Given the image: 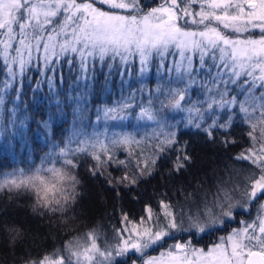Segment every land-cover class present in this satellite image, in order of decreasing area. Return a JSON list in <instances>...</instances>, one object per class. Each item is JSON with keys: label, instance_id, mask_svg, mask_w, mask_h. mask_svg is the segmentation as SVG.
I'll use <instances>...</instances> for the list:
<instances>
[{"label": "snow or ice", "instance_id": "obj_1", "mask_svg": "<svg viewBox=\"0 0 264 264\" xmlns=\"http://www.w3.org/2000/svg\"><path fill=\"white\" fill-rule=\"evenodd\" d=\"M97 3L108 10L95 7ZM194 6L199 7V11H194ZM187 17H192L191 21ZM191 25H195L196 30H189ZM249 25L251 29L261 31L258 40L231 38L234 34L248 32ZM41 50L42 56L39 55ZM34 53L37 55L34 56ZM169 55L180 57V61L174 60L173 64L181 73L184 87L162 89L158 85L157 93L165 98L159 101V108L154 107L151 99L146 105L128 102L135 100L136 92L144 91L141 87L133 90L129 97H122L113 106L102 109L105 121H123L139 107L136 118L153 121L160 128L152 137L157 141L156 159L151 160L152 169L145 162L136 179H130L126 172L116 183L128 181L134 185L145 173L151 175L157 159L179 144L176 131L164 130L174 127L162 121L161 112L165 108L186 111L189 116L187 126L203 131L209 139H214L213 133L217 129L229 132L235 116L240 115L241 122L249 128L246 135L253 142L260 141V144L258 148L248 149L247 155L240 153L234 159L249 162L259 175L252 172L245 176L243 186L232 183L229 187L221 181L211 201L205 193L200 201L190 202L187 212L167 211L172 205L160 201L165 209L162 218L157 216L151 226H147L145 219L141 218L132 229L117 231L115 243L105 241L103 251L97 245L100 234L93 229L87 234L91 237L93 255L86 257L92 264H124L119 258L137 253L142 258L147 250L160 245L174 231L205 233L223 226L234 219L237 212L249 210L253 203L264 197V91H260L264 89V0H163L159 7L147 12L140 0H0V71L3 73L0 78V124L3 123L6 97L15 91L13 107L9 110V124L14 130L27 127L26 122L35 119L27 114L19 121L16 119L19 105L15 101H19L23 94L26 78L33 93L45 84L51 92L58 78L63 81L67 67L70 74L78 73L77 83L83 80L87 88V82L96 79L99 63V71L104 73V86L107 87L117 61L123 68L120 72L122 77L136 64L139 65L138 73L143 77L150 71L154 59H158L159 70ZM105 67L107 72H104ZM30 72L37 74L34 86ZM201 72L206 76L198 80ZM198 83L205 90V100L185 107L183 101ZM230 85L239 86L238 91L231 93ZM84 95L76 98L74 113L83 110L86 103ZM241 95L244 97L242 100L239 99ZM56 109L57 112L63 111L59 100L56 101ZM100 118L98 114L97 119ZM57 119V113H51L47 119L36 121L37 127L44 129L46 134L55 135ZM74 135H83L84 139L73 141L69 138L65 147L56 154V161L47 157L35 169L27 172L17 169L9 174L11 179H0V192H33L34 214L61 217L66 222L70 218L69 212L75 210L81 197V181L74 172L79 166L75 156L91 154L97 163L89 171L95 176L104 164L125 165L124 160L115 158V149L140 143L131 133L113 132L109 136L107 129L91 134L81 131ZM235 142L234 139L221 140L225 145ZM72 143H76L77 147H71ZM89 149H92L91 153ZM175 151L178 155L172 161L170 171L179 174L191 163L192 157L187 151V142L175 147ZM57 163L60 167L56 166ZM137 168H140L139 162ZM108 183L112 185L113 181L108 180ZM148 212V219L151 220V209ZM243 223L245 227L233 229L227 237L220 238L221 243L207 251L175 244L170 246L166 255L173 264H264V202L259 205L257 219ZM0 233V243L14 257L12 264H80V253L73 251V241H68L63 250L55 249L50 254L34 257L24 247L29 239L33 243L36 240L29 230L15 224H3L0 225ZM17 248H24V254L16 257ZM177 249L182 255H174ZM61 251L66 255H61ZM164 255L161 253L162 257ZM94 256L99 259L94 260ZM73 257H76L75 262ZM141 264H157V261L149 257L142 259Z\"/></svg>", "mask_w": 264, "mask_h": 264}, {"label": "trees", "instance_id": "obj_2", "mask_svg": "<svg viewBox=\"0 0 264 264\" xmlns=\"http://www.w3.org/2000/svg\"><path fill=\"white\" fill-rule=\"evenodd\" d=\"M80 2V0H78ZM163 0H140L144 11L161 5ZM95 7L101 10H108L106 6L99 3ZM196 10V6H194ZM199 8V7H197ZM242 34H234L231 37L254 38L260 37L259 29H251ZM120 67L117 61L113 68L110 84L104 86V73L99 71L97 63V75L95 81H88L86 89L82 90L83 80L79 83L76 81L78 73H69L67 67L64 69V78L61 82L57 79L53 91H49L45 84L41 89L33 93L29 87L28 79L24 81L23 94L19 101L16 119L19 121L27 114L35 119L28 120L27 127L14 130L9 124V110L13 107L15 91H11L6 97L4 106L3 123L0 124V177L8 176L17 169H24L26 172L41 165L42 159L51 157L52 161L57 160L59 149L65 147L69 138L73 141L80 139L81 135H74L85 131L89 122L93 118L95 102H109L110 98L117 94L119 87L126 92V87L121 84V78L117 76V69ZM104 72H107L105 67ZM3 73L0 71V78ZM29 76L33 77L32 84L35 85L37 74L30 72ZM153 76L151 72L147 78L146 86L149 88ZM151 91H153L151 88ZM148 92V89H144ZM193 91V89H192ZM203 90H198L195 99L204 96ZM196 92V91H193ZM86 93V95H84ZM84 95L86 103L83 104V110L74 113L76 108V98ZM71 97L72 99H69ZM206 98V97H203ZM141 99L145 101L146 94L141 93ZM165 99L164 95L155 93L152 95L154 107H157L159 101ZM61 102L62 112H57L56 101ZM192 101V100H190ZM167 103V101L165 100ZM189 103V97L186 96L183 101L184 105ZM136 109V108H135ZM57 113L58 119L54 125L55 135L46 134L45 130L38 129L36 121L47 119L51 113ZM216 115V113H214ZM162 121L165 124L173 125L171 129L165 128V131H176V139L179 144L175 145L172 150L167 151L163 156L157 159L154 170L151 175L137 179L136 184L131 185L128 181L124 184H117L116 180L124 176L127 172L130 179H136L138 172L144 168L139 162L140 168H137V162H132L130 168L112 164H104L99 173L93 176L89 169L96 165L92 155L77 154L75 156L78 168L74 169L75 174L81 181V197L75 206V210L69 212V219L65 222L64 218L43 217L32 212V205L35 203V193L21 191L0 192V225L15 224L29 230L31 236L36 237L33 243L31 239L26 241L25 246L31 251L34 257H40L52 253L55 249L61 248L68 240L75 238L86 231L93 229L112 230L123 226L126 222H137L145 218L151 209V213L160 214L165 211L160 201L172 205L167 211H185L191 206L190 202L200 201L207 193V199L212 200L213 194L216 193L219 183L223 181L224 175L236 165L247 161H237L234 159L240 153L247 155V150L253 147L258 148L260 141L253 142L246 133L249 128L241 122V116L236 115L234 123L229 132L215 130L214 139H209L203 131L197 130L192 126H187L189 119L188 113L181 110H172L165 108L161 113ZM209 120V119H208ZM138 124V122H137ZM140 127V126H139ZM137 127V129H139ZM154 133V127L150 130ZM144 145H148L153 140L149 129L143 127ZM159 132V131H158ZM150 137V138H149ZM227 138L235 140V143L227 145L222 144L221 140ZM148 146L147 152L153 154V158L148 160L147 167L152 169L151 160L156 159L155 145ZM187 142V151L192 160L185 169L179 174L171 172L172 161L178 155L175 147H180ZM71 147H77L72 143ZM149 148H152L149 151ZM91 153V151H89ZM139 156V149L134 151ZM134 163V164H133ZM60 167L59 163L56 164ZM108 180L113 184L109 185ZM43 195V189H41ZM191 194V195H189ZM51 195V194H49ZM179 208V210H178ZM125 216L127 219L125 220ZM186 234L184 232H181ZM173 241L189 243L194 245L191 240L184 237L180 238V233L174 232ZM189 235V234H187ZM2 239V233H0ZM172 244H175L173 242ZM24 254V248H17L15 256L19 257ZM13 255L10 250L0 243V264H12ZM127 259L125 263H129ZM18 264V262H17Z\"/></svg>", "mask_w": 264, "mask_h": 264}, {"label": "rangeland", "instance_id": "obj_3", "mask_svg": "<svg viewBox=\"0 0 264 264\" xmlns=\"http://www.w3.org/2000/svg\"><path fill=\"white\" fill-rule=\"evenodd\" d=\"M159 6H156V7H159ZM194 11H199V8H197V6H196V10L194 8ZM187 19L189 21H191L192 17H187ZM197 19H199V17H197ZM180 23L182 24L183 21H181ZM189 30H196V26L195 25H191ZM231 38L232 39H253V40H258L260 37H254V38L231 37ZM35 55H37V54L34 53V56ZM39 55H41V56L43 55V50H41ZM174 60L179 62L180 61L179 55H176L175 57H173L172 55L167 56L166 60L164 61V66L159 68V70H158V59H154L152 61V64L150 65V71L145 73L143 77H141L140 74L137 71V69L139 67L138 64L131 66L129 73L125 74L123 77L120 75V72L123 71L122 66H120L117 69V76L119 77V79L121 78V81L122 80L124 81L123 85L126 87V92H122L124 90L119 87V90L117 91V94H114V96H112L110 98L109 102H103V103L95 102L93 118L88 123L89 126H87L85 128L84 132H87L88 134H91L94 131L95 132H104V130L107 129L109 136H111L113 132H115V133L127 132V133H131L135 137L136 140L140 141L139 144L130 143V144L124 145L123 147H119V148L114 150L115 158L120 159V160H124L126 163H125V165H122V166H124V167H126L128 169L130 168V166H132V162H137L138 161L142 165H145V162H148L149 159L153 158L154 153L153 154H149V152H147V150H148V146H150L151 144H152V148H153V144L155 143L154 142V138H153V140H150V143L148 145H144V142H145L146 139H144L143 127L145 129H147V128L149 129L150 135L152 137H153V133L150 131L151 128L154 127V129H155L154 132L160 131V128L153 121L138 120L136 118V114L139 113V111H140L139 107H136V109H134L132 111V114L129 116V118L126 119V120H123V121H118V120L117 121H113V120L105 121V119L103 118V115H102V109L105 106H113L117 101H120L122 97H129L132 94L133 90L140 89L141 87H143L144 89H146V88L148 89V92H146L145 90L143 91L146 94L145 101H143L141 99V92H136L135 100L134 101L133 100H129L128 101L129 103H134L136 105H141V104H145L146 105L149 99L152 100V95H154L157 92L156 89H157L158 85L162 89L177 88V87L182 88V87H184V82H182L181 79H180L181 73L174 68V64H173ZM208 63H211V62L208 61ZM196 66L197 67L199 66L198 65V58H197ZM150 72H151V74L153 76L152 82L150 84V87L154 88V89H152L153 91H151L150 87L148 88L146 86L147 78H148ZM213 72H215V68H213ZM205 76H206V74L204 72H201L199 77H198V80H203L205 78ZM185 82H186V78H185ZM83 83H85V81H83ZM229 87L231 89V93H236L238 91V87L239 86L233 87V86L230 85ZM87 88L89 90L90 86L89 87L87 86ZM87 88L85 87V84H84L82 90L85 91V92H88V90H86ZM192 89H193V91H196V92H193ZM199 89L203 90L202 93H204L205 90L200 86L199 83L197 85H194L191 88L190 92L187 95V97H189V103H187V105H184L185 107L190 106V105H192L194 103L193 99L197 95V92H198ZM260 91H264V89H261ZM198 97H199V99H195V100H198V101L205 100V98H203V97H205V95L202 98H201V96H198ZM239 99L242 100V99H244V97L241 95L239 97ZM161 100H164V99H161ZM190 100H192V101H190ZM159 107H160V105H158L156 108H159ZM205 107H206V105H205ZM98 110H100V111L98 112ZM184 112L186 113V111H184ZM98 114L101 117L99 120L97 119ZM217 114L218 113H216V115ZM212 115H215V114L213 113ZM205 118H206V120L209 123L211 122L207 115H206ZM137 122H138V124H137ZM253 122H255V121H253ZM137 127H139V129H137ZM82 139H84L83 135L80 136V140H82ZM101 139H103V137H101ZM152 148H149V151ZM135 149H139V156L135 155V153H134ZM89 151L92 152V149H89ZM113 165H116V164L113 163ZM45 166L47 167V166H50V165L45 164ZM57 167H59V166H57ZM252 172H256L257 176L259 175L258 170L255 169L253 166H251L249 162L241 163V164H238V165L234 166L229 171L228 174L226 173L224 175L223 181L226 182L227 186H229V187H231L232 183H240L241 186H243V182H244L243 178L245 176H247V175H250ZM5 177H8L9 179H11L10 175L5 176ZM5 177H0V179H3ZM220 183H219V185H220ZM262 202H264V197H261L260 200H257L255 203H253L249 210L241 211V212H244V213L250 212V214L245 216V217H243V215H240L239 214L240 212H238L237 221L234 223L232 228H230L228 230V232L223 237H227L232 232L233 229H242L243 227H245V224L243 223L244 221H247V222L251 223L253 220L257 219V217L259 215V205ZM178 210H179V208H178ZM170 211H173V209L170 210ZM177 213H179V211H177ZM151 216H152L151 220L148 219L149 214L144 218L147 226H151V224H153L155 222L157 216H160L162 218L163 217V212L160 213V214L151 213ZM138 224H139V221H137V222H126V223L123 224V226H121V227H119L117 229L102 230V231L97 230V232H99V234H100V237L97 240L98 247L101 249V251H103L104 242L105 241H107L108 243H115V237L117 235V231H119L121 229H125V228L130 230V229H132L134 226H136ZM91 231H86L83 234L68 240V241H73V251L80 253V264H92V262H90V261H88L86 259L87 256L93 255V253H92V251L90 249L91 237H89L87 235ZM190 231H194V230H190ZM190 231H174V232L187 233V232H190ZM195 234L196 235H200L202 233L195 232ZM125 235H127V233H125ZM221 242H222L221 239H219V240H217L215 242L214 241H210V243H207V246L205 248H203L201 246H195V245L190 246L187 243H178V244H185L188 249H203L204 251H207L209 248H212L213 245L219 244ZM64 245L61 248H59V249L63 250ZM172 245H175V244H172ZM86 249H87V251H86ZM169 250H170V246L165 248L163 250V252L154 253L152 251L151 254L150 253L148 254L146 252V255H144L142 258L140 257V254L137 253V254H129V256L121 257L119 259L121 261H123L124 264H132V261H136V264H141V260L142 259L146 260L149 257H154V258H156L157 264H173L172 260L166 255ZM255 250L258 251L259 249H255ZM161 253H165V255L162 257ZM60 254L61 255H66V253H64L63 251H61ZM174 255L180 256V255H182V253L180 252L179 249H177V250L174 251ZM133 257H134V259L132 260ZM189 258L190 259L193 258L190 251H189ZM75 259H76V257H73L74 262H75ZM98 259H99L98 256H94V260H98ZM127 259H131V261L129 263H125V261Z\"/></svg>", "mask_w": 264, "mask_h": 264}, {"label": "flooded vegetation", "instance_id": "obj_4", "mask_svg": "<svg viewBox=\"0 0 264 264\" xmlns=\"http://www.w3.org/2000/svg\"><path fill=\"white\" fill-rule=\"evenodd\" d=\"M240 215H243V217L247 216L250 214V212L244 213V212H240ZM236 218H234L233 220L228 221L227 223H225L223 226L220 227H214L208 231H206L205 233H202L200 235H196L194 231H190L187 232L186 234H183L181 232H179L180 234V238H184L187 236L188 241L191 240L193 243H195V246H201L203 248H205L207 246V243H210V241H217L219 240L221 237H223L230 228H232V226L234 225V223L237 221V217H238V212L235 215ZM189 234V235H187ZM175 235L172 234L170 237L166 238L165 241L161 242L160 245L154 247L153 249H150L147 251V253L151 254V252L153 251L154 253H159V252H163V250L169 246L172 245L173 242H175V244L178 243H186L185 242H177V241H173V237ZM189 244V243H187ZM193 246V245H190ZM134 259V257L132 258V260Z\"/></svg>", "mask_w": 264, "mask_h": 264}]
</instances>
